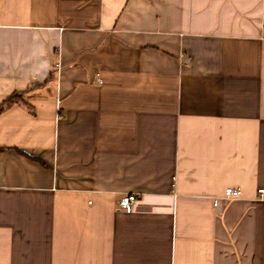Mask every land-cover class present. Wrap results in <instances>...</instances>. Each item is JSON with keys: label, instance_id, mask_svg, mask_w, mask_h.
<instances>
[{"label": "crops", "instance_id": "1", "mask_svg": "<svg viewBox=\"0 0 264 264\" xmlns=\"http://www.w3.org/2000/svg\"><path fill=\"white\" fill-rule=\"evenodd\" d=\"M16 93L0 264H264V0H0Z\"/></svg>", "mask_w": 264, "mask_h": 264}, {"label": "built area", "instance_id": "2", "mask_svg": "<svg viewBox=\"0 0 264 264\" xmlns=\"http://www.w3.org/2000/svg\"><path fill=\"white\" fill-rule=\"evenodd\" d=\"M241 194V189L236 188V187H229L226 189L225 193H224V199L226 200H231V199H235L237 197H239ZM257 197L260 200H264V188H260L257 191ZM138 195L135 194H129V195H125L124 197H121L118 201V205L121 209L124 210H131L133 204L138 201Z\"/></svg>", "mask_w": 264, "mask_h": 264}, {"label": "trees", "instance_id": "3", "mask_svg": "<svg viewBox=\"0 0 264 264\" xmlns=\"http://www.w3.org/2000/svg\"><path fill=\"white\" fill-rule=\"evenodd\" d=\"M22 95H21V93H20V95L19 94H14L13 96H11L10 98H8L4 103H3V105L2 106H0V111L4 108V107H8V105H11V104H13V103H15V102H17V101H20V97H21Z\"/></svg>", "mask_w": 264, "mask_h": 264}]
</instances>
